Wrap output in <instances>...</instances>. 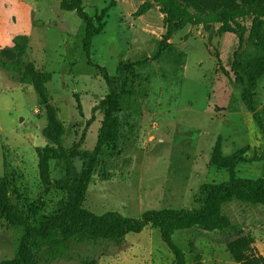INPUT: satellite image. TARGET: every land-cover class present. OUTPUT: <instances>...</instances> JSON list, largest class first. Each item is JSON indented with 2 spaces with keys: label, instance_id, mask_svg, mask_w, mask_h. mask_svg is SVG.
Wrapping results in <instances>:
<instances>
[{
  "label": "rangeland",
  "instance_id": "1",
  "mask_svg": "<svg viewBox=\"0 0 264 264\" xmlns=\"http://www.w3.org/2000/svg\"><path fill=\"white\" fill-rule=\"evenodd\" d=\"M108 6L105 27L92 40L91 61L111 76L123 64L134 67L115 108L127 119L124 138L102 149L85 206L95 214L117 211L135 218L149 210L195 208L193 196L203 183L228 177L226 169L211 163L217 141L221 156L242 147L248 158L264 152V135L240 101L241 81L233 68L235 62L246 81L262 54L251 18H236L232 32L221 31L212 19L206 26L190 20L159 51L166 20L156 0H83L91 17ZM84 33V22L75 12L62 10L58 0H0V49L23 37L26 59L52 75L47 89L66 127L64 145L80 141V148L91 150L104 117L93 108L108 88L87 63ZM257 98L264 110V78ZM45 125L32 87L0 69V177L7 182L10 204L30 223H38L65 198L54 184L62 177L58 161L49 163L48 184L40 178L38 151L48 145L42 135ZM236 172L264 176V160L242 163ZM222 211L253 237L255 250L264 255V206L236 200ZM23 234L22 227H12L0 216V261L15 256ZM233 237L231 230L191 228L176 231L172 239L188 262L192 242L202 264H237L226 248ZM90 259L97 264H173L172 252L151 226L127 234L118 245L70 242L67 253L50 264Z\"/></svg>",
  "mask_w": 264,
  "mask_h": 264
},
{
  "label": "trees",
  "instance_id": "2",
  "mask_svg": "<svg viewBox=\"0 0 264 264\" xmlns=\"http://www.w3.org/2000/svg\"><path fill=\"white\" fill-rule=\"evenodd\" d=\"M58 1L62 10L75 12L85 24L82 46L87 63L101 73L108 88L107 95L93 108L100 110L104 117L93 149L80 148V141L66 147V127L58 117V110L51 102L47 89L51 73L40 70L33 61L26 59L27 49L22 36H16L12 46L0 49V69L10 72L20 84L31 86L38 105L44 109L46 125L42 135L48 145L38 151L40 178L44 184H48L49 163L58 161L62 177L56 179L54 184L56 189L65 193V198L57 201L54 210L43 215L38 223H30L27 216L10 204L7 182L0 177V216L10 226L24 229L15 256L0 261V264H50L67 253L70 242L106 241L118 245L127 234L139 233L147 226L159 230L162 241L173 254V264H202L194 243L189 242L192 259L188 262L182 249L172 239L176 231L191 228L208 232L231 230L234 237L226 242V248L232 260L237 264H264V255L255 250L253 237L233 225L222 211L224 204L236 200L264 206V176L240 177L236 172L237 166L242 163L264 160V152L260 156L248 158L245 155L246 148L242 147L228 156H221L217 141L211 163L226 169L228 177L221 182L203 183L193 196V202L197 205L195 208L149 210L139 218L125 216L117 211L95 214L86 208L87 190L102 149L124 138L127 119L115 112V108L134 63L121 65L117 75L111 76L104 66L91 61L92 40L103 31L104 17L111 3L91 17L83 8V0ZM156 1L161 5L166 20V31L160 41L159 51L173 33L190 20L206 26L208 20L212 19L220 24L221 31L232 32L236 18H251L253 37L262 54L250 69L246 81L238 76L235 62L233 68L236 79L241 81L238 93L240 101L264 135V110L260 108L257 98L259 83L264 78V0ZM85 264H97V260L90 259Z\"/></svg>",
  "mask_w": 264,
  "mask_h": 264
}]
</instances>
